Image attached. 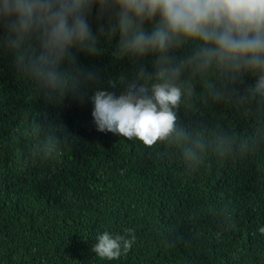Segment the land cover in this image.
<instances>
[{"label":"trees","instance_id":"16d2710c","mask_svg":"<svg viewBox=\"0 0 264 264\" xmlns=\"http://www.w3.org/2000/svg\"><path fill=\"white\" fill-rule=\"evenodd\" d=\"M0 264H264V0H0Z\"/></svg>","mask_w":264,"mask_h":264}]
</instances>
